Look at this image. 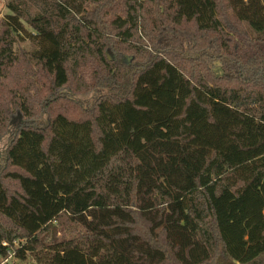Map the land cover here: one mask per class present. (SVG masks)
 <instances>
[{
  "label": "trees",
  "instance_id": "16d2710c",
  "mask_svg": "<svg viewBox=\"0 0 264 264\" xmlns=\"http://www.w3.org/2000/svg\"><path fill=\"white\" fill-rule=\"evenodd\" d=\"M8 9L0 260L264 264V0Z\"/></svg>",
  "mask_w": 264,
  "mask_h": 264
},
{
  "label": "rangeland",
  "instance_id": "374dc122",
  "mask_svg": "<svg viewBox=\"0 0 264 264\" xmlns=\"http://www.w3.org/2000/svg\"><path fill=\"white\" fill-rule=\"evenodd\" d=\"M9 1L10 0H0V19H3L5 14L9 13V9H8ZM14 47L19 51V53H21V55H22L21 57H24L25 56L24 53L30 49V43L28 40H23V41L18 40L14 44ZM108 58L111 59L112 55L108 54ZM209 65H210L213 72H215L216 74H219V75L221 74L220 63L218 61H214V62L210 63ZM19 66L22 69H26L28 67V65H26V64H20ZM79 99L82 100L84 103L85 102L90 103L91 100L93 99V97L90 94H88V95L84 94V95H80ZM17 124H18V120H16V118L14 117L13 122L9 126L7 133L4 134L2 136V138L0 139V154H1V152H3V149L6 146V144L8 143L9 138L12 136V133L14 132Z\"/></svg>",
  "mask_w": 264,
  "mask_h": 264
},
{
  "label": "built area",
  "instance_id": "2783aa9c",
  "mask_svg": "<svg viewBox=\"0 0 264 264\" xmlns=\"http://www.w3.org/2000/svg\"><path fill=\"white\" fill-rule=\"evenodd\" d=\"M22 243L23 241L21 240H13L11 243L2 241L1 245L7 249L8 255L0 260V264H15L16 262H18L15 257V250L20 248ZM24 264H34V262L28 259L24 262Z\"/></svg>",
  "mask_w": 264,
  "mask_h": 264
}]
</instances>
